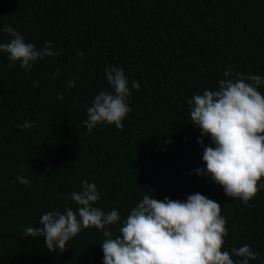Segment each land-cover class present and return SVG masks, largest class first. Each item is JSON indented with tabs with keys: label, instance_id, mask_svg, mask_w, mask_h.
<instances>
[{
	"label": "trees",
	"instance_id": "obj_1",
	"mask_svg": "<svg viewBox=\"0 0 264 264\" xmlns=\"http://www.w3.org/2000/svg\"><path fill=\"white\" fill-rule=\"evenodd\" d=\"M4 26L37 49L51 42L59 55L26 72L18 62L9 69L0 52V264H103L99 229H82L63 253L24 235L49 211L77 210L70 193L84 180L100 193L95 207L119 212L113 237L144 195L184 202L200 193L227 221L222 251L249 245L259 253L249 264H264V188L246 206L196 174L206 172L198 140L214 145L191 124L188 103L218 89L229 66L231 78H264V0H0ZM9 39L0 31V43ZM106 67L124 69L131 111L123 129L98 125L89 134L87 107L111 91ZM258 90L264 95V85Z\"/></svg>",
	"mask_w": 264,
	"mask_h": 264
},
{
	"label": "clouds",
	"instance_id": "obj_2",
	"mask_svg": "<svg viewBox=\"0 0 264 264\" xmlns=\"http://www.w3.org/2000/svg\"><path fill=\"white\" fill-rule=\"evenodd\" d=\"M0 31L10 37L7 43H0V52L7 53L12 62L9 69L18 62L30 72L37 61L59 55L51 42L37 49L11 26ZM78 55L83 59V53ZM104 71L111 91H100L87 107V119L83 123L89 134L98 125L123 129V121L131 111L128 104L131 92L124 69L106 67ZM59 74L57 71L54 75ZM224 76L227 79L218 82V89L204 90L188 102L191 124L202 136L210 137L214 145L205 146L203 139L198 140L203 148L206 172L197 168L196 174L207 175L233 200L253 206L249 202L264 188L261 183L264 181V95L258 90L264 85V78L243 73L231 78V66ZM76 79L78 76L68 82V87H75ZM34 84L39 87L38 82ZM132 87L139 90V82L134 81ZM34 126L32 121L18 128L23 131ZM16 180L31 185L23 175H18ZM70 199L78 205L77 210L66 207L63 214L49 211L40 217L39 227H26L24 235L44 237L49 251L63 253L68 242L82 229H99L105 237L100 245L103 264H249L250 260L259 258V253L249 245L234 247L231 254L222 251L228 235L227 221L221 214V206L200 193L189 195L184 202L168 198L160 201L144 195L119 228L120 235L115 237L108 226L117 225L120 214L115 209L105 212L94 206L100 200L94 183L82 181V190L70 193ZM232 256L242 259L234 261Z\"/></svg>",
	"mask_w": 264,
	"mask_h": 264
}]
</instances>
